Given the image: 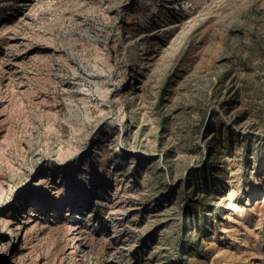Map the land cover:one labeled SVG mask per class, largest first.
Listing matches in <instances>:
<instances>
[{
  "label": "rangeland",
  "instance_id": "rangeland-1",
  "mask_svg": "<svg viewBox=\"0 0 264 264\" xmlns=\"http://www.w3.org/2000/svg\"><path fill=\"white\" fill-rule=\"evenodd\" d=\"M0 264H264V0H0Z\"/></svg>",
  "mask_w": 264,
  "mask_h": 264
},
{
  "label": "trees",
  "instance_id": "trees-1",
  "mask_svg": "<svg viewBox=\"0 0 264 264\" xmlns=\"http://www.w3.org/2000/svg\"><path fill=\"white\" fill-rule=\"evenodd\" d=\"M208 181L203 177V188L205 189V195H208V192H211V188L208 186ZM182 234L185 232V229H182ZM181 246L183 248L184 242L181 243Z\"/></svg>",
  "mask_w": 264,
  "mask_h": 264
}]
</instances>
